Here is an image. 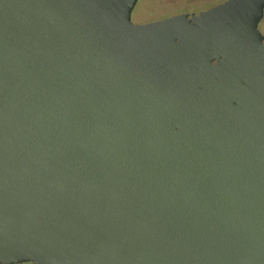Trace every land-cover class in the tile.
Instances as JSON below:
<instances>
[{"label":"water","instance_id":"obj_1","mask_svg":"<svg viewBox=\"0 0 264 264\" xmlns=\"http://www.w3.org/2000/svg\"><path fill=\"white\" fill-rule=\"evenodd\" d=\"M0 0V263L264 264V0Z\"/></svg>","mask_w":264,"mask_h":264},{"label":"rangeland","instance_id":"obj_2","mask_svg":"<svg viewBox=\"0 0 264 264\" xmlns=\"http://www.w3.org/2000/svg\"><path fill=\"white\" fill-rule=\"evenodd\" d=\"M221 0H139L132 12L134 22H146L171 14L206 8ZM264 33V18L260 23Z\"/></svg>","mask_w":264,"mask_h":264},{"label":"flooded vegetation","instance_id":"obj_3","mask_svg":"<svg viewBox=\"0 0 264 264\" xmlns=\"http://www.w3.org/2000/svg\"><path fill=\"white\" fill-rule=\"evenodd\" d=\"M222 1V0H221ZM220 2V1H219ZM136 8V7H135ZM135 10V9H134ZM263 20V19H262ZM262 22V21H261ZM1 264V263H0ZM7 264H38L35 260H14Z\"/></svg>","mask_w":264,"mask_h":264}]
</instances>
